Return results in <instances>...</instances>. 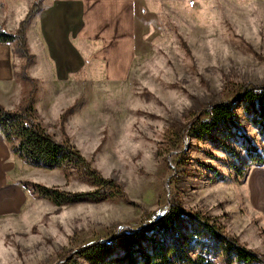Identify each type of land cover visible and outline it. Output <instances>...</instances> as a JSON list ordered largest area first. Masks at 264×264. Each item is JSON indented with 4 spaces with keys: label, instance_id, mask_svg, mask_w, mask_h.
<instances>
[{
    "label": "rangeland",
    "instance_id": "obj_1",
    "mask_svg": "<svg viewBox=\"0 0 264 264\" xmlns=\"http://www.w3.org/2000/svg\"><path fill=\"white\" fill-rule=\"evenodd\" d=\"M134 40L123 76L106 75L109 62L97 54L102 46L92 43L70 79L41 86L37 106L32 78L36 121L54 140L68 139L125 198L56 207L28 192L18 212L0 215V264H58L71 249L161 216L175 187L183 208L210 217L264 259V222L246 185L251 168L237 179L230 166L240 163L217 144L248 163L245 151L224 132L214 133L213 142L185 132L207 104L241 84H264V0H142ZM16 58L21 78L24 59ZM236 113L264 151L241 106ZM14 178L71 193L94 190L75 171L66 176L19 159L8 173Z\"/></svg>",
    "mask_w": 264,
    "mask_h": 264
},
{
    "label": "trees",
    "instance_id": "obj_2",
    "mask_svg": "<svg viewBox=\"0 0 264 264\" xmlns=\"http://www.w3.org/2000/svg\"><path fill=\"white\" fill-rule=\"evenodd\" d=\"M41 5L42 0L32 3L13 34L0 25V43L13 45L14 53L24 59L20 67L22 80L33 84L17 110H7L0 105V134L12 155L24 164L45 170L59 169L66 176L75 171L94 190L71 193L26 180L19 184L33 196L56 207L124 199L122 188L115 181L103 178L68 139L54 140L35 119V83L26 75L34 56L28 48L26 31L32 18L40 12ZM240 106L249 124L264 140V84L239 85L226 99L209 103L193 114L185 130L188 136L198 141L213 142V134L219 132L237 140L248 157V163L229 147L217 144L240 163L230 166L237 179L244 178L251 167L264 168V151H259L237 120L236 110ZM175 162L180 163V156ZM171 191L161 216L137 229H120L109 239L98 238L71 249L58 264H81V261L85 264H264L260 255L241 244L236 237L226 234L216 221L183 208L176 187Z\"/></svg>",
    "mask_w": 264,
    "mask_h": 264
},
{
    "label": "crops",
    "instance_id": "obj_3",
    "mask_svg": "<svg viewBox=\"0 0 264 264\" xmlns=\"http://www.w3.org/2000/svg\"><path fill=\"white\" fill-rule=\"evenodd\" d=\"M35 1L0 0L2 28L13 34ZM141 2L42 0L40 12L32 18L26 31L28 48L34 55L28 75L36 80V106L43 91L41 86L66 81L78 72L83 52L89 54L94 48L89 44H101L97 54L99 59L109 62L107 76L125 75L126 62L132 60L136 8ZM16 56L12 44L0 43V105L7 110L15 109L29 88L18 76ZM36 66L42 68L34 69ZM16 159L0 134V215L18 212L28 194L18 183L19 179H8V173L15 170ZM246 185L249 203L264 222V168L251 167Z\"/></svg>",
    "mask_w": 264,
    "mask_h": 264
},
{
    "label": "built area",
    "instance_id": "obj_4",
    "mask_svg": "<svg viewBox=\"0 0 264 264\" xmlns=\"http://www.w3.org/2000/svg\"><path fill=\"white\" fill-rule=\"evenodd\" d=\"M189 5H190V6H193V5H194V2H193V1H190V2H189Z\"/></svg>",
    "mask_w": 264,
    "mask_h": 264
}]
</instances>
